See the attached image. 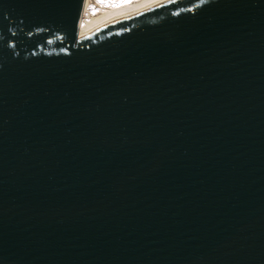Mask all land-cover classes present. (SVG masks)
I'll use <instances>...</instances> for the list:
<instances>
[{"label": "water", "instance_id": "95a60500", "mask_svg": "<svg viewBox=\"0 0 264 264\" xmlns=\"http://www.w3.org/2000/svg\"><path fill=\"white\" fill-rule=\"evenodd\" d=\"M0 0V264H264V0Z\"/></svg>", "mask_w": 264, "mask_h": 264}, {"label": "bare ground", "instance_id": "6f19581e", "mask_svg": "<svg viewBox=\"0 0 264 264\" xmlns=\"http://www.w3.org/2000/svg\"><path fill=\"white\" fill-rule=\"evenodd\" d=\"M156 0H86L80 29L90 27Z\"/></svg>", "mask_w": 264, "mask_h": 264}, {"label": "rangeland", "instance_id": "374dc122", "mask_svg": "<svg viewBox=\"0 0 264 264\" xmlns=\"http://www.w3.org/2000/svg\"><path fill=\"white\" fill-rule=\"evenodd\" d=\"M100 1H105V0H100Z\"/></svg>", "mask_w": 264, "mask_h": 264}]
</instances>
